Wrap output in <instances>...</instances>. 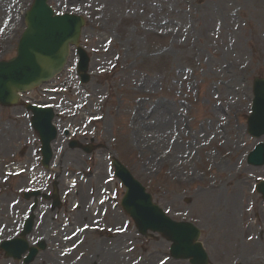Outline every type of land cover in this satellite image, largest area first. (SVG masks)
Listing matches in <instances>:
<instances>
[{
  "label": "rangeland",
  "instance_id": "374dc122",
  "mask_svg": "<svg viewBox=\"0 0 264 264\" xmlns=\"http://www.w3.org/2000/svg\"><path fill=\"white\" fill-rule=\"evenodd\" d=\"M30 1L0 0L1 61L15 56L23 31L22 14ZM49 3L56 12L85 19L80 45L90 57L91 79L86 86L77 83L72 52L66 69L39 90L62 88V97L49 98L58 111L66 112L62 118L75 116L64 122L66 127L87 131L85 139H94L92 146L98 149L89 155L80 149L67 150L60 158L54 180L60 189L69 188L66 205L51 211L50 202H44L53 220L41 229L38 239L48 251L33 264H187L171 260L169 245L159 236H139L120 208L118 214L106 207L102 212L98 208L97 213L93 207L87 210L109 190L102 185L109 158L118 159L172 219L190 221L200 229V241L213 264H264V259L233 255L240 237L235 225V234L228 231L226 220L230 206L239 208L237 200H229V193L239 198L250 185L247 175L252 171L245 166L244 157L254 143L246 138L245 118L251 82L264 77V0ZM39 90L27 95L29 99L43 102ZM161 112L165 113L162 123ZM19 116L13 108H0V226L11 222L9 203L19 200L24 208L28 203L18 198V191L30 183V174L17 178L13 168L14 163H21L24 146L29 150L31 146L25 121ZM84 144L89 143L79 141ZM29 161L31 157L24 158L22 165L28 167ZM65 168L84 174L92 170L96 177L72 179ZM253 172L264 177V168ZM6 173L12 175L7 178ZM96 185L102 188L98 190ZM115 187L120 199L122 189L119 184ZM64 211L73 223L67 234L81 224L101 223L119 230L117 237L87 233L84 241L72 240L70 246L75 248L67 251L59 231ZM83 211H88L83 219L73 216ZM258 214V226H262L264 218ZM4 229L0 232L4 237L14 232ZM262 239L257 246L260 254H264ZM2 260L0 254V264H5Z\"/></svg>",
  "mask_w": 264,
  "mask_h": 264
},
{
  "label": "water",
  "instance_id": "95a60500",
  "mask_svg": "<svg viewBox=\"0 0 264 264\" xmlns=\"http://www.w3.org/2000/svg\"><path fill=\"white\" fill-rule=\"evenodd\" d=\"M45 10L41 9L39 12L43 13ZM38 15H34V21H36L38 28L35 29L34 35H26L24 38L25 45H22L19 50L18 63L14 62L10 66H6L5 75L0 79V100L4 104L9 105L13 103L11 92L13 86H17L19 89L30 88L40 81L52 77L55 73L60 71L63 61L66 56L67 44L76 43L79 24L75 19L63 17L60 20H46L45 16L38 18ZM41 21V24L39 22ZM81 25V24H80ZM42 35L44 37L45 48L42 57H34L32 51L37 47V36ZM28 40V42H27ZM18 69L17 74H14V70ZM14 69V70H13ZM14 74V76H13ZM256 88L259 94H263L264 84L258 83ZM41 131V130H39ZM48 139L45 141V143ZM116 172L118 175L124 174L123 169L115 164ZM139 198V195L136 196ZM133 204L140 207H148L142 199H136ZM126 210H129V214L137 219L135 209L132 206H126ZM165 223L162 224L160 221L149 223V229L161 230L163 235L167 238H171L176 246H173L172 253L174 257H183L190 259L193 263L207 264L206 260L202 256H198L200 247L195 243L196 237L187 225L172 224L168 220H163ZM139 226H143L142 223L137 222ZM148 229L144 228L143 230ZM171 230V231H170ZM169 236V237H168Z\"/></svg>",
  "mask_w": 264,
  "mask_h": 264
},
{
  "label": "bare ground",
  "instance_id": "6f19581e",
  "mask_svg": "<svg viewBox=\"0 0 264 264\" xmlns=\"http://www.w3.org/2000/svg\"><path fill=\"white\" fill-rule=\"evenodd\" d=\"M165 113H163L162 114V112H161V116H160V123H162V119H163V115H164ZM167 121H170V118H167ZM221 165H219L218 166V168L220 167ZM44 226H45V223L44 224H42V227L44 228ZM227 229H228V231H230V230H232V225H231V223L230 222H228L227 223ZM113 257V256H112ZM161 261V260H160Z\"/></svg>",
  "mask_w": 264,
  "mask_h": 264
}]
</instances>
